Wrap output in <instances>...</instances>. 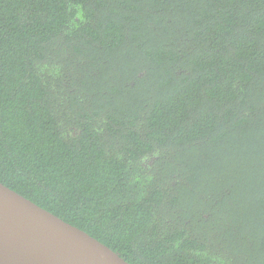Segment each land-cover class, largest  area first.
I'll return each instance as SVG.
<instances>
[{"label":"trees","instance_id":"1","mask_svg":"<svg viewBox=\"0 0 264 264\" xmlns=\"http://www.w3.org/2000/svg\"><path fill=\"white\" fill-rule=\"evenodd\" d=\"M0 182L130 264H264V0H0Z\"/></svg>","mask_w":264,"mask_h":264},{"label":"water","instance_id":"2","mask_svg":"<svg viewBox=\"0 0 264 264\" xmlns=\"http://www.w3.org/2000/svg\"><path fill=\"white\" fill-rule=\"evenodd\" d=\"M0 264H130L0 182Z\"/></svg>","mask_w":264,"mask_h":264}]
</instances>
